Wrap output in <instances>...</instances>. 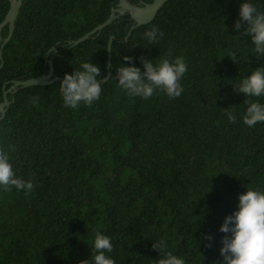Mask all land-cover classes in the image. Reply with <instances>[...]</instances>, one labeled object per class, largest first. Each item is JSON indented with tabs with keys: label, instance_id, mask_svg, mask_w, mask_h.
I'll return each instance as SVG.
<instances>
[{
	"label": "trees",
	"instance_id": "1",
	"mask_svg": "<svg viewBox=\"0 0 264 264\" xmlns=\"http://www.w3.org/2000/svg\"><path fill=\"white\" fill-rule=\"evenodd\" d=\"M253 2L264 11V0ZM239 3L167 0L145 25L129 32L134 22L125 14L71 46L107 19L117 0H22L2 51L0 103L5 82L41 76L49 61L62 78L88 59L101 70V92L75 108L64 105L59 82L7 94L0 149L33 187L0 189V264H78L91 259L97 231L110 237L116 264H155L160 253L152 242L161 239L185 264H223V217L244 187L264 191V122L247 126L241 118L244 100L264 97L232 88L264 66V54H250L244 24L232 27ZM8 8L0 0V22ZM152 25L162 35L142 48ZM7 33L4 27L2 39ZM123 56L136 66L137 57L182 56L181 95H129L116 81Z\"/></svg>",
	"mask_w": 264,
	"mask_h": 264
},
{
	"label": "clouds",
	"instance_id": "2",
	"mask_svg": "<svg viewBox=\"0 0 264 264\" xmlns=\"http://www.w3.org/2000/svg\"><path fill=\"white\" fill-rule=\"evenodd\" d=\"M238 17L232 26L234 31L244 24L243 32L253 45L250 54L261 59L264 54V11L258 10L253 0H240ZM161 35L156 25L146 29L143 33L146 43L142 48L155 44ZM228 55L236 60L234 54ZM122 60L127 63H120L115 69L116 81L129 95L148 98L157 90L170 98L181 95L183 88L180 79L187 70L182 56L171 59L165 56L159 61H156V57H137L142 70L132 63L133 57L123 56ZM100 75V68L88 59L81 61L78 69L64 73L58 84L64 105L75 108L81 102L91 104L97 100L101 92ZM232 88L246 98L264 97L262 63L242 76ZM244 103L246 107L241 118L245 125L264 122V103L259 100H244ZM226 115L229 120L234 119L232 113ZM11 186L28 192L33 184L31 180L15 174L9 152L0 149V189L7 191ZM218 231L227 234L221 237L218 249L223 264H264V191L244 187V191L236 196L235 208L223 217ZM152 247L160 253L154 260L155 264H185L184 258L166 250L167 244L163 239L152 242ZM112 250L110 237L97 231L92 242L91 259L87 257L78 264H116L109 255Z\"/></svg>",
	"mask_w": 264,
	"mask_h": 264
},
{
	"label": "water",
	"instance_id": "3",
	"mask_svg": "<svg viewBox=\"0 0 264 264\" xmlns=\"http://www.w3.org/2000/svg\"><path fill=\"white\" fill-rule=\"evenodd\" d=\"M9 3V8L6 12V15L2 22H0V32L4 27L8 28L7 36L2 39L0 36V69L3 66L2 62V51L6 43L11 39L14 29V23L17 18L19 9L22 5V0H7ZM167 2V0H150L148 3L139 2L138 4H132L127 0H117V8H112L110 10V14L108 18L101 24L97 25L95 28L90 30L88 33L84 34L82 37L69 42L71 46H75L81 42H84L88 38L96 37L99 35V32L105 28L106 26L110 25L114 20L118 19L119 17L127 14L129 18L134 22V26H132L129 30H133L136 27L141 25H145L149 23L156 13L163 7V5ZM113 40V36L109 37L107 43V61H106V70L107 75L105 78L102 79L105 82L110 77V57H111V42ZM51 50H56L53 47ZM50 51L47 52L46 57H48ZM62 78L54 76L53 67L51 61L48 63V70L45 74L41 76L30 78L27 80H9L5 82L2 86L4 89L6 85H8L7 90H4L2 93V102L0 103V119L4 116L6 109L9 106V101L7 99V94L13 95L18 89L21 88H28L32 86H47L55 82H59Z\"/></svg>",
	"mask_w": 264,
	"mask_h": 264
},
{
	"label": "flooded vegetation",
	"instance_id": "4",
	"mask_svg": "<svg viewBox=\"0 0 264 264\" xmlns=\"http://www.w3.org/2000/svg\"><path fill=\"white\" fill-rule=\"evenodd\" d=\"M128 1V0H127ZM130 2V1H129ZM139 2H142V3H148V2H150V0L149 1H144V0H137L136 1V4H138ZM131 3V2H130ZM133 4V3H132ZM134 26V25H133Z\"/></svg>",
	"mask_w": 264,
	"mask_h": 264
}]
</instances>
